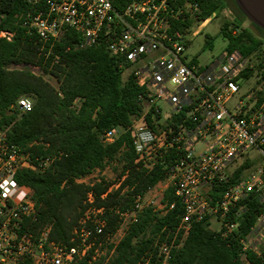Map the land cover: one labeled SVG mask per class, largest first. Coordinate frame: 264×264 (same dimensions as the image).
I'll use <instances>...</instances> for the list:
<instances>
[{
  "label": "built area",
  "instance_id": "1",
  "mask_svg": "<svg viewBox=\"0 0 264 264\" xmlns=\"http://www.w3.org/2000/svg\"><path fill=\"white\" fill-rule=\"evenodd\" d=\"M24 1L29 6L25 25L40 42L55 41L65 30H74L83 38L81 47L103 45L123 60L121 67L145 89L140 97L144 116L134 119L130 127L137 162L149 170L166 167L160 183L164 190L173 188L184 210L172 241L156 246L157 264L170 263L194 223H217L216 232L223 239L238 233L249 198L264 203V77L250 92L242 91L241 75L250 59L238 51L224 50L213 63L201 64L198 58L197 64L191 63L195 58L188 59L185 52L188 39L198 34L196 26L180 30L176 24L195 17L198 1L131 0L122 7L116 0ZM208 20H196V24ZM0 36L12 37L6 32ZM235 98L237 105L230 108ZM17 108L28 113L33 103L24 97ZM184 109H188L186 117L177 128L162 127ZM149 113L159 130L148 124ZM9 130L0 129V264H79L91 250L96 254L115 237L119 242L145 209L165 213L167 205L147 198L152 188L138 195L130 208L118 212L119 226L113 234L104 235L103 209L91 205L73 231L74 246L50 240L48 228L35 236L26 227L37 219L33 192L17 176L27 170L43 172L61 154L33 158L9 140ZM120 135V128H113L104 134L103 142L113 143ZM249 149L257 153L260 164L254 165L246 156ZM241 159L253 165L245 171L248 174L213 200V187L227 182ZM85 179L78 182L86 183ZM88 202L92 204V195ZM174 207L175 203L169 209ZM239 244L243 264H264V212Z\"/></svg>",
  "mask_w": 264,
  "mask_h": 264
},
{
  "label": "trees",
  "instance_id": "2",
  "mask_svg": "<svg viewBox=\"0 0 264 264\" xmlns=\"http://www.w3.org/2000/svg\"><path fill=\"white\" fill-rule=\"evenodd\" d=\"M130 1L116 0L115 4L122 7ZM197 1L199 9L195 17L177 23L176 28H192L196 20H207L225 8L223 0ZM236 10L240 16L222 28V34L229 40L225 50L238 51L250 59L241 75L242 84L259 69L257 85L264 77V58L259 62L254 54L262 41L246 28L232 35L233 29L248 21L240 9ZM28 11L24 0H0V33L12 35L10 40L0 36V129L10 127L9 140L33 158L61 154L45 171H23L17 180L31 188L38 210L36 221L26 227L35 236L48 228L50 240L72 247L73 231L91 205L103 209L104 235L113 234L119 226L118 212L130 208L138 195H144L164 180L167 169L157 165L149 170L137 162L130 127L144 113L145 104L140 97L145 95V89L133 76L123 79V60L109 54L103 45L81 47L82 36L71 29L55 41L40 42L25 25ZM230 24L234 27L231 30ZM209 45L212 47L213 41ZM191 63L198 61L195 58ZM29 68L42 74L37 75ZM44 76L54 78L57 86ZM24 97L33 100V109L22 114L17 102ZM187 111L173 116L162 127L177 128ZM146 120L159 130L152 125L151 113ZM113 128H121L123 132L113 143H104V134ZM113 163L121 166L117 181L78 182ZM251 167L252 163L245 162L227 182L214 186L213 200L221 198ZM115 185L118 187L111 189ZM89 195L93 197L92 204L88 202ZM162 201L167 205L165 213L145 209L139 221L129 227L108 264H139L150 255L155 260L156 244L172 241L184 210L171 187L166 189ZM173 203L174 209H169ZM247 206L239 221V232L230 239L221 238L208 220L194 223L182 245L173 251L169 264H243L239 239L264 212V203L253 197ZM94 250L79 264H88ZM248 258L253 259L252 254Z\"/></svg>",
  "mask_w": 264,
  "mask_h": 264
},
{
  "label": "rangeland",
  "instance_id": "3",
  "mask_svg": "<svg viewBox=\"0 0 264 264\" xmlns=\"http://www.w3.org/2000/svg\"><path fill=\"white\" fill-rule=\"evenodd\" d=\"M223 3L225 5V8L219 15H213L209 18L207 22L200 23L199 25L196 24L195 26V32L198 34L194 38H190L187 41L186 45V52L185 55L188 59L198 58L199 62L201 64L210 63L213 61H216L218 58H221L223 56V53L225 52V48L229 43V40L224 37L222 34V28L224 27L225 23L232 22L233 19L238 18V12L236 9H239L237 3L235 0H223ZM233 27L232 24H230L229 29L231 30ZM250 29V24L243 23L240 28H235L232 30V35L239 34L242 29ZM229 30V31H230ZM252 32V31H251ZM252 34L258 38L253 32ZM3 37V36H1ZM60 38V37H59ZM259 39V38H258ZM213 41V46L211 47L209 45V42ZM255 57L257 58L259 62L262 61L264 58V43L262 42V45L260 48L255 52ZM256 58H254L256 60ZM18 69H23V67L18 66ZM30 70L34 71L37 75H41L42 73L35 68H29ZM129 75L128 71H125L123 74V79L126 80ZM261 72L258 70H255L251 79L249 81L244 82L243 84V90L244 92L248 91L250 92L252 89H254L256 86L257 80L260 78ZM46 80H48L52 85L57 86V81L50 77V76H44ZM26 98V97H25ZM29 100L33 103V100L29 98ZM237 99L235 98L228 106L230 108H233L237 105ZM144 116V113H142L141 116L137 117L140 118ZM8 128V127H5ZM123 130L120 128V133H122ZM247 157L254 160V165L260 164L261 160L258 157L257 153L253 149H249L247 151ZM244 160L237 161L233 168L232 172L239 168L241 165H243ZM253 166V165H252ZM121 172V166L117 163H113L109 167H107L103 171L96 170L91 175L86 177L85 182L87 184L94 183L98 180L105 179L109 182L117 181L118 176ZM248 174V172H246ZM245 173V175H246ZM118 187V185L112 186L111 189H114ZM166 190H164V185L162 183H159L154 187V189L147 194L148 199H156L157 201H160L162 205L163 204V197ZM161 213V212H159ZM216 228L219 229V225L217 223H214L211 225V229L216 231ZM115 233V232H114ZM127 232L125 233V235ZM124 235V237H125ZM123 237V238H124ZM122 238V239H123ZM122 239L118 241V239L115 237L111 240V242L104 243L102 247L98 250V252L95 254V252L92 254V259H90L88 264H108L109 261L114 257L115 250L117 245L122 241ZM117 242V244H113V242ZM160 244L159 242L156 244V246ZM89 255V254H88ZM87 255V256H88ZM86 256V257H87ZM82 259L81 261L85 260ZM139 264H157V260H153V255H150L149 257L145 258L142 262Z\"/></svg>",
  "mask_w": 264,
  "mask_h": 264
},
{
  "label": "water",
  "instance_id": "4",
  "mask_svg": "<svg viewBox=\"0 0 264 264\" xmlns=\"http://www.w3.org/2000/svg\"><path fill=\"white\" fill-rule=\"evenodd\" d=\"M246 19L264 31V0H235Z\"/></svg>",
  "mask_w": 264,
  "mask_h": 264
},
{
  "label": "flooded vegetation",
  "instance_id": "5",
  "mask_svg": "<svg viewBox=\"0 0 264 264\" xmlns=\"http://www.w3.org/2000/svg\"><path fill=\"white\" fill-rule=\"evenodd\" d=\"M238 16H240L238 14ZM245 23L250 24L251 31L264 43V31L255 26L254 24L250 23L249 21H245Z\"/></svg>",
  "mask_w": 264,
  "mask_h": 264
}]
</instances>
